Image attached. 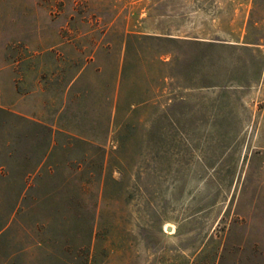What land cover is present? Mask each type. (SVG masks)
<instances>
[{"label": "rangeland", "instance_id": "374dc122", "mask_svg": "<svg viewBox=\"0 0 264 264\" xmlns=\"http://www.w3.org/2000/svg\"><path fill=\"white\" fill-rule=\"evenodd\" d=\"M0 264H264V0H0Z\"/></svg>", "mask_w": 264, "mask_h": 264}]
</instances>
